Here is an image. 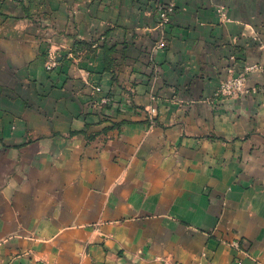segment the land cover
Listing matches in <instances>:
<instances>
[{
	"label": "crops",
	"instance_id": "1",
	"mask_svg": "<svg viewBox=\"0 0 264 264\" xmlns=\"http://www.w3.org/2000/svg\"><path fill=\"white\" fill-rule=\"evenodd\" d=\"M0 264H264V0H0Z\"/></svg>",
	"mask_w": 264,
	"mask_h": 264
},
{
	"label": "built area",
	"instance_id": "2",
	"mask_svg": "<svg viewBox=\"0 0 264 264\" xmlns=\"http://www.w3.org/2000/svg\"><path fill=\"white\" fill-rule=\"evenodd\" d=\"M174 12H175V3L174 2L158 3V5H157L158 26L160 29H162V31L166 29L168 23L172 19V15ZM163 46H164L163 41L159 42L157 44V47H163ZM52 67H53V64L49 65V68H52ZM252 67H255V66H252ZM247 83H248L247 78L243 75L231 77L223 85L225 88L223 90V95L224 94H232L233 92H236V91H241V90L245 89V87L247 86ZM232 88H235V91L232 92ZM97 89L101 90L100 87H98ZM105 102L108 104L111 102V99L107 98V100H105ZM157 112H158V110L154 104H151L148 107V113H149L148 118H149V121L151 123H155ZM236 245H239V243H236Z\"/></svg>",
	"mask_w": 264,
	"mask_h": 264
},
{
	"label": "rangeland",
	"instance_id": "3",
	"mask_svg": "<svg viewBox=\"0 0 264 264\" xmlns=\"http://www.w3.org/2000/svg\"><path fill=\"white\" fill-rule=\"evenodd\" d=\"M176 6V5H175ZM175 12H176V7H175ZM174 12V13H175ZM173 13V14H174ZM171 22V21H170ZM169 22V23H170ZM168 23V24H169ZM168 26V25H167ZM167 28V27H166ZM252 66H256V65H251V66H246V67H243V69H239V70H236L235 69H231V73L229 74V76L227 77V79H225L219 86V88L217 89V93L218 95H222L224 97H233L235 95H241V94H248V93H251L252 91H254L255 87L253 85H250L249 83H247V86L245 87V89L241 90V91H236V92H233L235 91V88H232V94H224L223 95V90L225 89L224 88V84L226 83V81H228L231 77H235V76H239V75H243L247 78V82H248V76L249 74H251L252 72L256 71L257 68L256 67H252ZM261 70V69H260Z\"/></svg>",
	"mask_w": 264,
	"mask_h": 264
},
{
	"label": "trees",
	"instance_id": "4",
	"mask_svg": "<svg viewBox=\"0 0 264 264\" xmlns=\"http://www.w3.org/2000/svg\"><path fill=\"white\" fill-rule=\"evenodd\" d=\"M80 43H82V42H79V44H80ZM110 53H111V51H108V52H107V54H108V61H107V62H108V63H109V61L111 60Z\"/></svg>",
	"mask_w": 264,
	"mask_h": 264
}]
</instances>
